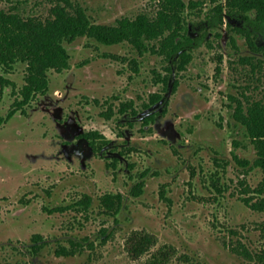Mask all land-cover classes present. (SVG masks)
<instances>
[{
	"label": "rangeland",
	"instance_id": "1",
	"mask_svg": "<svg viewBox=\"0 0 264 264\" xmlns=\"http://www.w3.org/2000/svg\"><path fill=\"white\" fill-rule=\"evenodd\" d=\"M72 1L99 24L159 8L158 0ZM182 1L184 32L204 36L183 70L157 53V41L141 55L81 37L66 44L70 67L50 72L47 94L0 125V264H150L163 246L175 249L168 264H259L264 212L243 199L264 196L255 193L264 173L233 113L238 104L264 105V38L250 45L237 19L208 26L225 0ZM55 3L0 0V9L45 16ZM24 70L18 63L7 75L15 89ZM11 91L0 96L1 118L12 109ZM88 131L106 145H89L81 136ZM107 193L124 196L116 216L101 205ZM83 195L88 208L76 205ZM133 231L157 240L136 260L125 247ZM237 245L250 255L232 252Z\"/></svg>",
	"mask_w": 264,
	"mask_h": 264
},
{
	"label": "trees",
	"instance_id": "2",
	"mask_svg": "<svg viewBox=\"0 0 264 264\" xmlns=\"http://www.w3.org/2000/svg\"><path fill=\"white\" fill-rule=\"evenodd\" d=\"M159 8L155 15L140 13L134 18L123 17L114 24L95 23L86 9L72 0H56L48 15H22L15 11L0 9V96L10 88L14 101L12 109L5 118L0 117V125L11 118L16 111H23L37 97L47 94L50 88V72H62L70 67V53L66 44L78 38L93 39L103 45L129 44L142 55L147 44L152 41L160 42L156 50L164 55L178 70H183L191 60V52L204 41L203 35L191 36L184 32L182 0H158ZM237 19L241 21L246 38L250 45L255 46L253 37L264 38V0H225L216 4L208 16V26L217 28L224 20ZM244 32V31H243ZM153 50V47H150ZM25 65L23 85L15 89L14 83L7 75L11 74L16 64ZM162 83L169 85L165 77ZM159 101V97H158ZM152 115L145 119L146 125L153 122ZM236 122L245 127L248 137L254 143L256 151L255 164L264 173V105L260 102L238 104L233 113ZM84 138L92 147L97 143L106 145L107 139L96 131L83 133ZM100 147V146H97ZM110 167L114 164L110 163ZM262 186L255 193L261 194ZM133 194L142 192L141 184L134 189ZM105 211L116 216L123 208L124 196L121 193H107L100 197ZM91 197L83 195L76 203L89 207ZM243 203L251 210L264 212V196L257 199L246 198ZM59 208V207H58ZM56 208V209H58ZM61 209V208H59ZM264 240V223L261 226ZM42 237H32L33 251L41 249ZM156 237L145 231H133L125 241V247L131 259L136 260L148 253L156 245ZM232 252H242L250 255L246 247L237 245L231 247ZM59 253L67 254L64 247ZM259 264H264V247L257 253ZM175 255L171 246L160 247L153 255L150 264H168ZM248 258H252L249 256Z\"/></svg>",
	"mask_w": 264,
	"mask_h": 264
},
{
	"label": "clouds",
	"instance_id": "3",
	"mask_svg": "<svg viewBox=\"0 0 264 264\" xmlns=\"http://www.w3.org/2000/svg\"><path fill=\"white\" fill-rule=\"evenodd\" d=\"M110 138H113V139H114L115 137H114V135H113V136H112V137H110Z\"/></svg>",
	"mask_w": 264,
	"mask_h": 264
}]
</instances>
